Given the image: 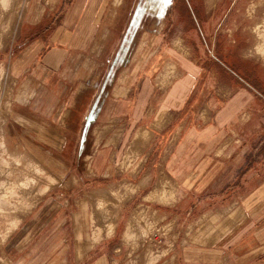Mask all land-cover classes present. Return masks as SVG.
<instances>
[{"label":"crops","instance_id":"1","mask_svg":"<svg viewBox=\"0 0 264 264\" xmlns=\"http://www.w3.org/2000/svg\"><path fill=\"white\" fill-rule=\"evenodd\" d=\"M42 1L29 0L26 33L12 51L3 140L8 136L22 149L17 160L38 163L47 180L68 192L107 182L74 201V253L84 264H131V247L146 241L142 220L149 219L157 233L170 224L175 229L174 213L199 207L182 205L183 198L202 195H196L203 193L199 188L216 196L242 178L245 160H264L257 154L264 145L259 61L249 50L234 56L239 61L216 58L206 0ZM147 164L158 167V177L152 167L143 172ZM163 173L176 186L167 203L155 200ZM257 174L250 170L251 179ZM115 177L131 201L140 197L149 204L114 206V230L107 235L103 229L99 240L89 232L88 202L95 208L96 194L119 187L111 183ZM153 179L155 187L146 193ZM263 196L264 185L249 200ZM42 201L6 244L23 252L62 232L55 256L61 246L66 250L67 221L53 225L55 213L38 212ZM245 207L235 201L209 208L186 229L176 228L170 247L163 249L168 242L160 240L154 252L142 250L138 264H264L258 248L263 238L244 237L260 208ZM42 237L47 240L37 241Z\"/></svg>","mask_w":264,"mask_h":264},{"label":"rangeland","instance_id":"2","mask_svg":"<svg viewBox=\"0 0 264 264\" xmlns=\"http://www.w3.org/2000/svg\"><path fill=\"white\" fill-rule=\"evenodd\" d=\"M47 1L43 0L42 2L47 4ZM28 2L29 0H0V264H84L76 259L74 253L76 245L72 240V237H74L72 218L77 211L74 201L83 191L89 192L93 189L104 188L106 187L105 185H108L106 184L107 182L92 181L78 190L68 192L65 187L58 185L59 183L47 180L46 173L44 174L40 170L38 163L33 165L32 160H21L20 158V160H17L15 156L22 149H19L13 141L12 144L8 136L5 137V141L3 140V129L7 120L8 106L13 88L11 66L15 65L16 59L13 58L12 51L17 40H20L26 33L25 14L28 10ZM206 2V8H208L206 10L211 15L210 30L215 34L213 44L216 58L219 59L221 55V58L222 56H226L227 60L230 61L238 60L234 56L239 52L245 50L252 51L253 56L259 61L260 68L258 73L261 78H264V66L261 65H264V0H206ZM257 88L259 91H264L262 83ZM7 140H9L7 144L10 147L9 152L6 150ZM14 140L15 142L18 141ZM125 140L128 141L129 138L126 137L123 140L121 147ZM120 151L118 154L121 153ZM258 153L264 155V145L259 147ZM263 161L245 160L242 178L238 181L233 179L227 182L221 187L222 190L216 196L211 195L214 193H209L208 190L202 191L203 189L199 188L197 190L203 193H197L196 195H202L197 197H189L188 195V197L183 198L180 202L182 205L190 207L196 203L199 207L189 213L182 212V210L174 213V217L177 216L178 218V224L175 226V229L170 224L160 229L158 234L151 228L152 225H150L149 219L142 220L140 227L146 230L144 233L146 241L144 245L138 244L131 247L133 259L131 264H138L140 260L139 255L142 254V250L154 252L156 247L159 248V243L157 242H160V240L168 242L167 245H164L163 249L170 247L169 243L176 236V228L179 230L181 228L186 229L190 223L200 219L204 211L212 207L231 205L235 201H239V204L242 202L244 208H246L245 205L249 207L255 204L259 205V220L256 225H253V229L245 231L244 237L254 236V234L258 233V236L263 238L264 241V208L260 207V204L264 207V196L252 201L249 200L256 189L264 185V164H261ZM149 167H152V177H158V167L156 166L147 164L143 172L148 170ZM251 169H254L258 173L257 175H253V179H251L250 175ZM166 177L163 173L162 183L160 182L161 184L157 191L161 197L155 200L167 203L174 200L176 186L169 180H166ZM111 183H118L119 187H115L110 193L100 192L96 194L94 196L97 203L95 208L88 202L89 216L91 215L89 232H93L94 237H98L99 240L104 235L103 229H105L104 231L107 232H105L107 235L111 234L114 230V223L112 222V217L116 215L112 211L114 206L122 204H149L148 202H141L140 197L131 201L130 196L125 193V189L121 186L122 181H119L117 177ZM155 184L156 180L153 179L150 186L146 189V193L151 191L155 187ZM168 193L170 194L166 195ZM235 194H237V200H234ZM43 199L44 201H42L41 205L44 209L38 210L40 214L46 211L50 217L55 213L57 219L53 225L57 224L58 219H60L58 225L63 224L65 220L67 221L65 233L68 237V244L66 245V250L63 252L64 248L61 246L57 249H61V254L57 252L58 254L55 256L52 255L55 251L54 249L58 246L57 240L59 236L62 237L63 235L62 232L57 234L50 244H30L26 246L23 252H19L14 245L6 244L10 234L18 226L23 217L28 215L39 204L40 200ZM68 199L70 203L69 208L66 210L64 205ZM165 213L169 214L167 211ZM251 220L252 218H245L244 223H248ZM170 221L171 218L167 223H170ZM27 225L28 222L25 223L24 227ZM247 228H250V226ZM118 237L119 235H117L116 239ZM39 240L46 241L47 237H42L37 241ZM106 247L103 246V248ZM258 248L260 262H262L264 261V243L260 241ZM244 250L246 249L244 248ZM166 253L167 251L164 250L163 254Z\"/></svg>","mask_w":264,"mask_h":264}]
</instances>
